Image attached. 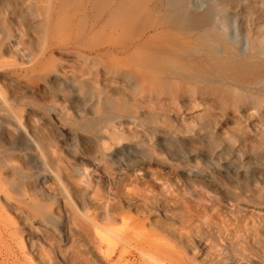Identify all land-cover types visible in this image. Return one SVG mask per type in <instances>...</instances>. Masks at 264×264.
I'll return each instance as SVG.
<instances>
[{"label": "rangeland", "instance_id": "374dc122", "mask_svg": "<svg viewBox=\"0 0 264 264\" xmlns=\"http://www.w3.org/2000/svg\"><path fill=\"white\" fill-rule=\"evenodd\" d=\"M188 1L211 7V26L264 62V0ZM147 2L146 24L126 30L107 14L93 24L84 0H0L10 103L0 100V190L13 219L0 264H264V88L224 81L211 65V85L253 100L224 106L203 77L181 89L178 65L210 68L215 51L186 50L200 31L168 23L166 2ZM108 91L129 110L106 111L100 135L81 129Z\"/></svg>", "mask_w": 264, "mask_h": 264}, {"label": "bare ground", "instance_id": "6f19581e", "mask_svg": "<svg viewBox=\"0 0 264 264\" xmlns=\"http://www.w3.org/2000/svg\"><path fill=\"white\" fill-rule=\"evenodd\" d=\"M13 1L14 0H7V3L11 4ZM147 1H149V0H84V3L87 7L86 9L95 15L94 20H93L94 21L93 24H95L97 21L104 18L105 14H107L108 17L106 20H107L108 25H110L111 27L118 26V27H121V28L126 29V30H136V29L141 28V26L143 24H146V22H147L146 15L142 12V10H143L142 8L145 5V2L148 3ZM151 1L158 7H159V5L162 4L163 1L167 3V5L169 6V12L167 14V16H168L167 22L168 23L178 25L185 32H190L191 30L200 31L199 35L196 36V44L189 45V43H186V42L181 44V46H183L186 50H189V47L194 49V50H198L197 47H200V46L201 47L207 46L209 48H211V46H212L213 51H215L214 54L211 55V53H210L208 56L210 68H204L202 66V64H198L197 62H192L190 64V65H192V68L189 67L188 65L187 66L182 65V64L178 65L177 74L181 80L180 81L181 89H185V87H186L185 84L187 82H190L191 80L197 79L199 77H203L205 80L204 82H206V84H208V86L210 87V89H207V90L209 92H211L212 94L216 95V96H214V95H212V96L216 97L218 102H220L224 106L231 105V106L239 107L240 105L247 103L248 100H253L252 92L246 93V91L243 92L239 89H236L232 86H227V85L224 88L215 87V86L211 85V83L213 82V80H211V76H213V74L211 75V70H212L211 65H212L213 69L216 70V72L219 75H221V79L224 81L225 80H232L233 82H236V83H239L241 85L248 86V87H252V86H260L261 87L262 86L264 88V62L257 60L254 57V53L252 51L251 52L250 51L249 52H241L235 45L229 43L227 41V39L217 29H215L214 27L211 26V15H212L211 14L212 13L211 7H208V8L206 7V9L204 11H198L190 5L188 0H151ZM257 41H258L257 39L252 40V45H253L252 47H257ZM220 45L224 46V48H225L224 52L222 51L220 53V49H219ZM189 53L192 54L191 52H189ZM146 62L152 63V64L155 62L161 68H163L165 71H170L169 66L166 65L165 58L155 57V55L149 54V55H147ZM109 70L113 71V72L114 71L115 72H121L125 76H131L129 72L120 71V70L115 69V68H109ZM190 89L195 90L196 87L193 86ZM262 94L264 95V93H262ZM114 96H115V94L113 92L108 91L107 95H105V97L103 98L104 100L100 97L99 100H103V101H100L97 104L98 106H97L96 111L98 113V117H96L95 119H92V120L83 121L80 124V128L85 130V131L94 132L95 134L100 135L102 130H103L102 122L109 119V117L105 114L106 111H108L109 109H112V108H115V109L121 108L125 111L129 110L128 99L122 98V97H114ZM22 98H26V95L25 94L21 95L20 99H22ZM212 99H213V97H212ZM257 99L261 100L262 98L258 97ZM0 100L5 101L6 106L10 105V103L8 102L7 98L4 95V88L1 85H0ZM210 101H211V97H210ZM220 103H218V104H220ZM251 107H253V106H251ZM10 108H11V106H10ZM246 109H248V108H246ZM31 110L33 111V109H31ZM15 112L13 111V113H15ZM34 113H37V111H35ZM3 117H6V116H3ZM3 117H1V114H0V123L2 125L5 124V121H3L4 120ZM16 119H17V116H16ZM20 122H22V121H20ZM22 124L23 123H21V125ZM49 124L52 125L53 124L52 121H49ZM23 125H24V127H28L25 124H23ZM11 128H12L11 125L8 126V130H11ZM55 128H57V127H55ZM56 130H59V129H56ZM212 132L211 133L209 132L211 138L217 137V139H218L219 137H221L223 135L222 131H220V132L219 131H212ZM15 133H18V132L16 131ZM30 138H31V136H30ZM232 139L235 140L234 137H232ZM37 146H38V144H37ZM40 147H41V145H40ZM1 186H2V183L0 182V187ZM147 193H148V191H147ZM138 195H139V193H138ZM147 197H148V195H147ZM6 198H7V195H5V193L2 190H0V236H2V231H3L2 228H3V224H4L3 222L4 221H10V222L13 221L12 217L8 216V213H6V216L4 214L5 210L7 212V209L5 207L6 202H4ZM149 198H150V196H149ZM34 207L36 208V206H34ZM21 211H22V208H21ZM40 211H41V209H40ZM76 213H77V211H76ZM89 220H90V218L88 219V221ZM77 222H78V220H77ZM79 222H81V220ZM5 225H7V224H4V226ZM78 225H80V224H78ZM98 226H99V224H98ZM8 227H9V225H8ZM81 227H83V229L84 228H91V229L94 228V231H95V223H93V222L88 223L87 221H82ZM43 228H45V227H43ZM95 233H96V231H95ZM135 234L140 235V233H135ZM91 235H90V237H91ZM117 235H115V236H117ZM122 237H124V235H122V236L118 235L117 236V238L120 240L123 239ZM95 238H96V236H95ZM145 238H147V237H145ZM98 239H96V240H98ZM1 240L2 239L0 238V242H1ZM99 244H101V243H99ZM148 245H149V247H152V245H155V244L152 241H149Z\"/></svg>", "mask_w": 264, "mask_h": 264}]
</instances>
